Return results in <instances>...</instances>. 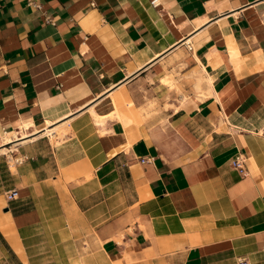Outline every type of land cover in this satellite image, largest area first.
<instances>
[{
  "label": "crops",
  "instance_id": "0c3cea01",
  "mask_svg": "<svg viewBox=\"0 0 264 264\" xmlns=\"http://www.w3.org/2000/svg\"><path fill=\"white\" fill-rule=\"evenodd\" d=\"M4 138L0 264H264V0H0Z\"/></svg>",
  "mask_w": 264,
  "mask_h": 264
},
{
  "label": "bare ground",
  "instance_id": "6f19581e",
  "mask_svg": "<svg viewBox=\"0 0 264 264\" xmlns=\"http://www.w3.org/2000/svg\"><path fill=\"white\" fill-rule=\"evenodd\" d=\"M189 39V38H188ZM217 67V66H216ZM206 69H204V67H201L200 71L198 73H194L196 74L194 76V80H193V88L194 91L197 95V97L200 100H204L206 98H208L209 96H211V94L213 93L212 89H211V79L210 77H208L206 75ZM209 75V74H208ZM161 82L168 86L170 89L174 88L175 85L174 83L171 81V79L169 77H163L161 78ZM203 86V87H202ZM178 91V90H177ZM122 100V99H121ZM116 111V110H115ZM90 112V111H89ZM104 117V116H103ZM94 119V118H93ZM96 119V118H95ZM96 121V120H94ZM99 121V120H98ZM64 124V123H63ZM31 122H23L20 125V132H19V136L20 139H16V140H26L27 136H32L33 138H35L36 136H50L52 137V134L56 131H58L59 129H62V124L60 123V121H56V122H50V121H46V127H44L43 129H41L40 131H36V129H31L29 131V127L31 126ZM15 135V134H14ZM15 138V137H14ZM52 139V138H51ZM54 139V138H53ZM20 141V142H21ZM12 141H10L9 138H4L2 139V144L0 145V154H6L7 151L9 150H13V148H8L6 145L11 143ZM59 142V141H58ZM15 149V148H14Z\"/></svg>",
  "mask_w": 264,
  "mask_h": 264
},
{
  "label": "built area",
  "instance_id": "2783aa9c",
  "mask_svg": "<svg viewBox=\"0 0 264 264\" xmlns=\"http://www.w3.org/2000/svg\"><path fill=\"white\" fill-rule=\"evenodd\" d=\"M7 160H8V158H7ZM21 162H22V160H18V159L13 161V163H21ZM230 165L236 171H238L239 173H242V171H243V160H242L241 156H237L236 158H234L231 161ZM4 196H5L6 201L14 200L18 196V191L16 188H11L5 192ZM239 264H244V262L240 261Z\"/></svg>",
  "mask_w": 264,
  "mask_h": 264
}]
</instances>
